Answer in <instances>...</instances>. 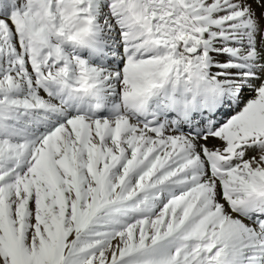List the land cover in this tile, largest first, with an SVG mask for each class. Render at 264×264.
<instances>
[{"label":"snow or ice","instance_id":"obj_1","mask_svg":"<svg viewBox=\"0 0 264 264\" xmlns=\"http://www.w3.org/2000/svg\"><path fill=\"white\" fill-rule=\"evenodd\" d=\"M0 264H264V0H0Z\"/></svg>","mask_w":264,"mask_h":264}]
</instances>
